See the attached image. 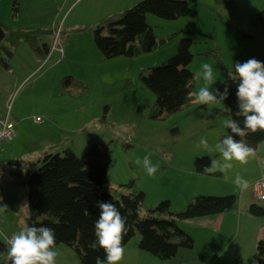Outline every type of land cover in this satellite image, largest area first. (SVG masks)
<instances>
[{
	"label": "rangeland",
	"instance_id": "1",
	"mask_svg": "<svg viewBox=\"0 0 264 264\" xmlns=\"http://www.w3.org/2000/svg\"><path fill=\"white\" fill-rule=\"evenodd\" d=\"M113 1L0 0L1 24L14 30L47 31L39 42L50 47L58 33L63 48V53L56 52V57L48 58L45 67L21 84L23 73L34 63L33 58L45 61L47 57L41 58L28 44L14 46L2 42V51L9 50L13 58L8 61L9 68L0 65V78L9 81L7 86H11V92L14 87L20 86L15 96H9L6 112L13 108L14 102L18 107L28 100L32 104L29 106L43 115V107L35 104H39L44 96L46 103L52 102L55 121L68 130L49 153L63 155L65 149H71L77 156H82L94 144L108 145L112 165L101 192L116 197L121 192H144L146 199L141 216L148 215L150 209L163 201L171 202L172 212H182L197 196L235 195L238 198L237 213H245L252 204L264 208V201L255 199L253 188L254 182L262 175L260 164L264 160V147L261 146L262 149H258L245 165L232 161L233 167L228 170L227 179L225 173L219 170L216 172H220L221 177L201 175L195 170V160L200 157H211L212 162L215 160L221 165L225 163L215 145L229 135V129L223 125V121L232 119L226 108V98L211 106L193 102L164 120H154L150 113L156 98L140 81L142 73L161 66L174 56L180 37L190 34L194 41V60L189 68L196 77L192 95L195 96L204 86L202 65L208 63L212 66L215 79L209 91L220 101V94L224 92L222 86L231 78L228 70L234 72L236 62L243 63L250 58L264 62V36L253 25L258 13L264 9V0H226L223 3L188 0L197 16L176 21L149 14L147 24L153 28L155 37L170 38L168 42L152 53L133 59H105L94 41L97 25L105 18L132 7L121 2L116 8ZM215 49L221 51L220 63L204 55ZM56 60L64 62L60 70L65 71L69 81L68 88H62L61 96L58 97V92L54 90L53 94L58 98L52 94V89H59L55 77L58 69L48 73ZM201 138L207 140L208 149L197 147ZM149 153L151 163L158 165L152 176L147 175L142 165L135 163L137 158L143 160ZM39 167L37 164L31 173H36ZM5 171L7 175L11 172L15 176L13 168ZM28 172L25 171L23 181H26ZM6 173L0 171V205L7 206L5 211L0 212V242L7 245L3 254L5 258L0 263L8 260L10 247L4 236L10 237L28 227L27 189L21 183L9 184ZM237 175L249 182L246 190L241 191L233 183ZM132 181L134 186L128 188ZM203 220L212 219H190L184 223L186 225L180 223L184 221H177L178 227L188 231L190 240L196 243L194 251L181 252H189L193 257L203 253L206 260H210L213 256L210 252L205 253L208 246L205 248L202 244L203 229L196 225ZM210 234L213 230L206 231L207 236ZM241 235L237 239L234 232L223 234L217 240L214 249H217L215 256L218 257V264H257V246L261 240L264 241V237L252 244L250 238ZM135 240L140 242L139 234L132 242Z\"/></svg>",
	"mask_w": 264,
	"mask_h": 264
},
{
	"label": "trees",
	"instance_id": "2",
	"mask_svg": "<svg viewBox=\"0 0 264 264\" xmlns=\"http://www.w3.org/2000/svg\"><path fill=\"white\" fill-rule=\"evenodd\" d=\"M225 2L226 0H216ZM152 14L161 19L176 21L182 18H195L197 13L191 9L188 0H141L129 9L105 18L97 25L94 41L105 59L140 57L156 51L165 45L170 38L157 39L154 30L147 24V15ZM254 27L264 36V9L258 13ZM4 32L3 42L10 45L28 44L34 53L45 59L49 46L41 45L39 39L48 32L43 30L22 31L8 28L0 23ZM107 30V34H104ZM194 41L190 34L180 37L179 46L174 56L157 68L150 69L140 75L141 83L150 90L156 102L150 117L164 120L166 117L182 111L194 102L192 87L196 77L189 66L194 60L192 48ZM5 59L0 65L8 68V61L13 56L9 50L3 51ZM221 61L220 49L206 54ZM63 89L68 88V78H64ZM239 79L228 78L222 89L227 88L226 108L228 114L237 125L244 128L243 115H240V104L237 95ZM67 86V87H65ZM73 87L72 85H70ZM108 108H106L107 111ZM239 136L231 132L229 135L237 141L251 146L258 151L264 142V131L250 132ZM223 139L221 140L222 143ZM38 164L39 170L28 172L26 181L17 179L27 189L28 217L30 226H46L54 230L56 246L66 245L78 255L81 264H96V257L102 260L105 252L102 248L92 250L89 244L96 240L95 222L99 219L97 201L113 203L123 217H126V234L122 247H126L139 234V249L162 261L176 258L181 249H192L193 244L188 234L176 227L177 221L209 217L217 214L235 212L238 209V198L235 195L223 197L197 196L191 199L186 209L179 213L172 212L170 201H163L148 215L141 216L146 199L144 192H121L118 197L101 192L104 188L112 159L108 145L94 144L84 155L77 156L71 149H65L63 155L46 154ZM197 173L212 177H221L220 172L206 174L204 166H212L211 157H200L195 160ZM134 182L127 187L132 188ZM124 187V186H123ZM87 210L88 215H85ZM131 210V214H129ZM248 213L257 218H264V208L252 204ZM257 264H264V241L257 246ZM7 251V245L0 242V254ZM0 264H11L5 260Z\"/></svg>",
	"mask_w": 264,
	"mask_h": 264
},
{
	"label": "clouds",
	"instance_id": "3",
	"mask_svg": "<svg viewBox=\"0 0 264 264\" xmlns=\"http://www.w3.org/2000/svg\"><path fill=\"white\" fill-rule=\"evenodd\" d=\"M202 69L205 83L195 93L194 102L209 106L214 103L218 104L227 97V88L220 94V101H217L216 96L209 91V87L215 82L212 66L204 63ZM228 75L233 81L237 79L240 81L237 85L236 95L242 102L239 114L243 115L245 119L244 128L239 127L234 119L223 121L224 127L239 136L246 135L245 129L253 133L258 130L264 131V62L255 58H250L243 63L236 62L235 71L229 69ZM201 146L205 149L209 148L206 139L201 138L197 147ZM215 149L221 154L225 163L221 165L213 160L212 166H204L203 171L206 174H213L219 170L225 173L226 179L228 170L233 167L232 161L245 165L250 157L255 156V150L251 146L235 140L232 135L226 136L222 143H217ZM150 156L151 153L145 155L143 160L137 158L135 163L142 165L147 175L152 176L156 173L158 165L151 163ZM233 183L241 191L246 190L249 186V182L240 175L235 177ZM96 206L100 211L99 219L94 225L96 240L89 244V248L92 250L102 248L105 252L103 260L96 257V264H119L124 254L122 240L126 234V217H123L117 207L108 201H97ZM6 209V205H0V212ZM129 214H131V210H129ZM85 215H88L87 210H85ZM4 240L10 245L7 259L11 264H56L58 253L53 250L56 239L52 228L46 226L25 227L13 234L11 238L4 236Z\"/></svg>",
	"mask_w": 264,
	"mask_h": 264
},
{
	"label": "crops",
	"instance_id": "4",
	"mask_svg": "<svg viewBox=\"0 0 264 264\" xmlns=\"http://www.w3.org/2000/svg\"><path fill=\"white\" fill-rule=\"evenodd\" d=\"M121 2H124L123 4H125V6L126 4L133 6L139 2V0L113 1L116 8H118L117 6H119L118 4ZM49 49L51 50L50 46ZM56 52L59 53L58 51H50L45 61H42L39 58H33L34 63L32 66L30 65L29 69L23 73V81L21 84L24 83L37 70L45 67V64H47L49 60H51L53 57H56ZM12 58L13 56L10 58V60ZM63 63L64 62H60L58 60L54 61L51 65V69L48 71V73H50L53 70L56 71L58 69V73L55 77L59 89H52V94L54 90H56L58 92V97L62 95V82L63 79L67 77L65 71L60 70V67L64 66ZM26 67L28 66H25V68ZM12 75L15 76L13 73ZM7 82L9 81L4 78H0V117L6 118L9 115L11 121H13L15 124L16 138L11 142L3 144L0 148V171L6 173L5 170H10V168H13L8 166V164L15 163L17 164L18 169L22 171L23 178L25 171L34 170L39 160H41L46 154H49L50 150L55 146V143L61 140L64 133L68 130L66 127H63V125L55 121L52 102L46 103L44 96L42 97L39 104H35V106L43 107V115H40L37 109L31 108L29 105L32 104L29 103L28 100L21 103V106L18 107H16V103L14 102L13 108L6 112L5 106L7 105V100L11 96H15L18 89L20 88V86H16L11 92V86H7ZM20 93H22V91ZM58 97L54 95V98ZM37 118H43V120L41 122H37ZM35 130H40V132H35ZM261 146L264 147V142L259 146L258 149H262ZM35 163L37 164L35 165ZM6 178L9 184L18 185L16 183V177L11 172L8 173ZM258 179H260V177ZM191 198L192 197H190V199ZM209 219L212 220H203L204 222H197L196 225L201 226L203 229V231H201L202 244L205 245V248L208 246L207 250H205V253L210 252L213 256L212 259L206 260V255L203 253L198 254L197 257H193L191 256L192 254H189V252H181L182 250L194 251L196 249L195 241H193V239L190 240L191 237H189L190 242L193 244L192 249H181L175 259L163 262L165 264H218V257L217 255L215 256L217 249H214V247L217 244V240L222 237L223 234H232L234 232V238L238 239L240 237V233H242L243 235H241V237L250 238L252 244H255L260 238L264 237V218L253 217L248 213V210H246L245 213H243V211L240 213L235 211L226 214H217L209 216ZM186 221L187 220L180 223L186 225L184 224ZM175 225L178 227V222H176ZM208 230H213V234L207 236L206 231ZM185 232L189 234L188 231L185 230ZM53 250L58 253L56 257V264H80V260L78 259L79 257L74 254L72 248L66 245H59L54 247ZM4 258L5 255L0 254V262ZM161 261L162 260L157 259L149 253L141 251L139 249V241L135 240V242L131 241L126 247H124L123 259L119 262V264H164ZM227 261L228 260H226V262Z\"/></svg>",
	"mask_w": 264,
	"mask_h": 264
},
{
	"label": "built area",
	"instance_id": "5",
	"mask_svg": "<svg viewBox=\"0 0 264 264\" xmlns=\"http://www.w3.org/2000/svg\"><path fill=\"white\" fill-rule=\"evenodd\" d=\"M52 51H58L59 53H63L62 45L58 39V33L55 36L54 43L51 47ZM5 59L4 53L0 47V60ZM41 118H37V122H41ZM16 138V129L15 124L11 121L9 115L6 118L0 117V148L3 144L7 142H11ZM261 168V177L257 181L254 182V197L258 201H264V160L260 164Z\"/></svg>",
	"mask_w": 264,
	"mask_h": 264
},
{
	"label": "water",
	"instance_id": "6",
	"mask_svg": "<svg viewBox=\"0 0 264 264\" xmlns=\"http://www.w3.org/2000/svg\"><path fill=\"white\" fill-rule=\"evenodd\" d=\"M3 40H4V32H3V30L0 27V45L3 42ZM8 166H11V167L14 168V174H15L16 178H18V179L22 178V171L20 169H18L17 164L9 163Z\"/></svg>",
	"mask_w": 264,
	"mask_h": 264
}]
</instances>
